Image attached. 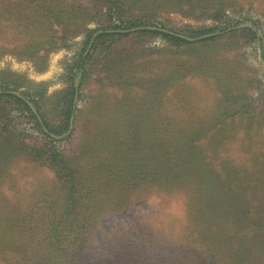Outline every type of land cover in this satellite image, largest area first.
Returning a JSON list of instances; mask_svg holds the SVG:
<instances>
[{
	"label": "rangeland",
	"instance_id": "1",
	"mask_svg": "<svg viewBox=\"0 0 264 264\" xmlns=\"http://www.w3.org/2000/svg\"><path fill=\"white\" fill-rule=\"evenodd\" d=\"M44 1L0 0V90L37 114L36 100L59 131V97L79 90L69 130L52 135L97 218L79 264H264V0H125L123 14ZM63 2V13L47 10ZM144 14L194 40L97 38ZM0 114L9 148H51L26 110L0 101ZM17 153L0 157L8 241L18 213L50 211L62 194L53 171ZM8 251L0 264H17Z\"/></svg>",
	"mask_w": 264,
	"mask_h": 264
},
{
	"label": "trees",
	"instance_id": "2",
	"mask_svg": "<svg viewBox=\"0 0 264 264\" xmlns=\"http://www.w3.org/2000/svg\"><path fill=\"white\" fill-rule=\"evenodd\" d=\"M84 1L90 3V5H92L91 7L97 8L98 11H100V9L102 10L104 7H108L110 12L112 9L117 10L115 8H119L121 11L120 13H125V0ZM44 2L46 3V0ZM82 2L83 0H69L67 3H71L73 7L76 6L78 13H90V8H83ZM67 3L63 2L60 6L49 4L47 10L54 11V14L57 12H60L61 14L68 6H70ZM133 3H137V1H134ZM142 7V4L141 6H138L140 10H142ZM126 9L129 10L128 8ZM152 15L153 14L151 13L147 16ZM147 16L144 14V16H141L136 20V23H133L130 26H127L128 22L122 21L120 26H115L110 31L103 30L97 38L100 36L121 34L116 32L120 29L146 27L148 25L146 22H150L151 19V17L149 18ZM52 21L51 24H55L54 28H57L60 31L63 29L64 21H59L55 16H53ZM231 27L222 28L220 31L216 32L215 35H222L228 32L233 33L235 30L231 31L233 30ZM137 32L153 33L166 37L179 44L188 43L187 38H189L186 36L180 37V34H170L169 32L161 31L160 28H156L155 30L142 29ZM203 34L204 33L201 35ZM29 47L30 49L33 48L32 45H29ZM87 57L88 55L86 58ZM84 63L85 57L81 56L75 66V68L80 70V73L82 72V74H84ZM12 91L14 90L8 88L0 90V101H5L7 104H16L19 108L26 110L29 117L35 121L41 134L47 139H51V142H48L45 145H50L51 148L42 151L41 149L38 150V148L31 147L29 153L28 151L15 148L17 145H14L13 143L12 148H9L11 142L8 137L0 136L4 139V141L0 143V157L5 156L8 158L10 157V154L12 156V153L14 155V153L17 152V154H25L27 160L33 164L44 166L54 172V176L60 185L59 190H61L62 194L57 198V200L61 198L60 201H56L55 206L52 207L50 211L29 212L26 214L22 212L18 213L17 217L19 219L17 220V227L15 228L14 233H12V241H8L9 236L7 231H5L6 229L0 228V231L4 234L0 236V251L9 252V249L13 250V253H17V264H79L86 247L87 235L95 224L97 218L94 217V212L92 210L84 207L88 196L82 191L84 186L82 179L78 175H74L75 173L68 164L64 153L52 145V142H55L52 135L61 136L64 132L69 130L70 120L76 109L75 99L77 96L79 98V90L73 84L59 97L58 101L60 102L59 105L61 109H63L64 117V123L60 127L62 128L61 131L55 130L49 126L36 100H30V102L36 107L38 111L37 114L32 112L27 103V96L24 95L23 97L25 98H23L12 93ZM1 117L0 114V119ZM39 118L42 120L40 121ZM45 130H47V132ZM20 144L21 146L23 145V143ZM57 202L60 205H57ZM120 258L122 257H118V260H120ZM132 261L133 259H128L124 262L125 264H131Z\"/></svg>",
	"mask_w": 264,
	"mask_h": 264
},
{
	"label": "water",
	"instance_id": "3",
	"mask_svg": "<svg viewBox=\"0 0 264 264\" xmlns=\"http://www.w3.org/2000/svg\"><path fill=\"white\" fill-rule=\"evenodd\" d=\"M142 29H152V30H155L156 28H154V27H138V28H133V29H130V30H124V31H119V32H136V31H139V30H142ZM161 31H165V32H169V31H167V30H165V29H161ZM170 34H172V32H169ZM209 35H206V36H204L203 38H205V37H208ZM180 37H183L182 35H180ZM189 41H193L194 39H192V38H187ZM71 122H72V120H71Z\"/></svg>",
	"mask_w": 264,
	"mask_h": 264
}]
</instances>
